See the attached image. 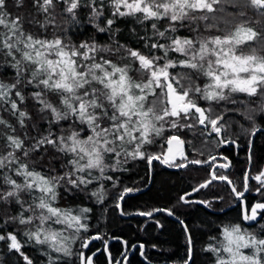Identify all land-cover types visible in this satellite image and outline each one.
Returning <instances> with one entry per match:
<instances>
[{"label":"snow or ice","instance_id":"snow-or-ice-1","mask_svg":"<svg viewBox=\"0 0 264 264\" xmlns=\"http://www.w3.org/2000/svg\"><path fill=\"white\" fill-rule=\"evenodd\" d=\"M33 5L45 17L44 23L36 21L45 31L55 27L59 7L69 24H79L78 12L85 8L88 22L97 32L114 35L117 21L131 18L145 26L146 32L145 22H150L151 35L138 36L147 53L119 42L112 47L95 41L72 43L61 36L47 39L25 31L21 17H13L7 0H0V68L14 72L11 82L0 80V113L14 117L21 130L17 133L16 126L0 115V126L8 130L0 131L6 149L0 153V204L19 207L17 215L9 216L4 223L24 226L28 241L47 245L64 256L72 255L68 244L76 239V233L87 230L83 221L91 209L61 208L58 200L88 192L96 182L112 180L106 173L126 162L119 159L122 156L147 159L149 163L161 159L159 155L145 156L142 148L161 135L165 124L174 129L192 128V123L181 121L196 118L205 128L210 126V134L220 135L226 131L222 122L225 115L240 112L238 106H244L245 118L250 121L253 113H264V55L256 54L255 49L248 54L242 50L260 35L247 26L251 21L241 19L224 35H205L221 31L222 23H232L217 15L226 11L225 6L234 9L229 15L240 18L246 16V7L264 15V0H243V6L240 0H33ZM16 6H21L20 0ZM181 30L188 35H181ZM121 52L122 58L137 65L141 81L129 75V64L119 65L105 56ZM177 68L182 71L176 72ZM201 78L206 81L203 87L195 83ZM149 96H162L163 107L158 110L156 100L149 102ZM29 99L46 125L43 130L35 122L28 123L33 119L26 110ZM196 99L216 105L224 102L225 107L212 117L208 115L212 108L200 107ZM30 128L35 135H30ZM258 130L253 124L252 133ZM173 142L178 148L183 144L176 135L167 139L168 145ZM49 149L57 154L50 167L37 170L30 166L34 155L43 160ZM173 155L169 147L162 163L169 164ZM59 157L63 159L58 169L55 161ZM113 160L115 163L110 162ZM253 178L264 185V172ZM131 191L125 189V193ZM103 193L101 183L90 196L103 203ZM181 200L189 202L184 197ZM258 210H264V203L252 206L243 219L255 221ZM139 214L151 216L152 212ZM69 230L72 234L65 235ZM220 236L222 239L212 237L215 243L206 249L214 254L215 264H264V238L239 224L222 225ZM0 241L10 251L20 253L26 264H33L21 251L23 243L16 233L0 234ZM80 256L82 264H92L90 257Z\"/></svg>","mask_w":264,"mask_h":264},{"label":"trees","instance_id":"trees-1","mask_svg":"<svg viewBox=\"0 0 264 264\" xmlns=\"http://www.w3.org/2000/svg\"><path fill=\"white\" fill-rule=\"evenodd\" d=\"M21 6L17 7V0H7L9 13L13 17L19 16L24 22L25 31L33 35L46 36L47 39H54L61 36L72 43L81 41H95L99 45L116 46V42L130 48H136L147 53L143 47V41L138 39L140 35H151L150 22H145V26L138 24L131 18L118 20L113 28L114 35L100 33L88 22V9L82 8L78 12L79 24L66 23L65 17L58 7L55 15V27H48L47 31L40 27V23L45 22L43 14L37 12L33 5V0H20ZM243 6V0H240ZM226 11L217 13L224 19L231 21L230 24H221V31L205 33V35H224L229 30L241 22V19L251 21L247 26L253 28L260 35L247 45L242 46L244 53H251L255 49L256 54L264 55V15H259L256 10L246 7L243 10L246 16L229 15L234 9L225 6ZM39 21L40 23H36ZM166 26L162 24V27ZM118 29V31H117ZM133 29L136 31L133 32ZM181 35H188L184 30ZM123 52L117 55L107 56L119 65L129 64V75L133 80L139 82L143 79L136 71L137 65L130 60L124 59ZM174 55V54H171ZM3 58L0 57V62ZM176 72L182 70L177 68ZM14 72L10 68H0V80L11 82ZM206 81L201 78L195 81L203 87ZM181 83H185L181 81ZM185 86L186 83H185ZM160 90L157 89V94ZM241 98H243L241 96ZM56 99V98H52ZM149 102L156 100L157 109L163 107L161 101L163 97L157 99L149 96ZM198 105L204 109L212 108L208 115L215 117L224 110V102L216 105L203 99H196ZM227 107H237L227 105ZM240 112H229L224 117L226 131L220 135L211 133V128L200 125L196 118L181 123H192V128H171L169 124L164 125V130L159 136L153 137V142L145 144L142 151L145 156L159 155L161 160L167 155L169 145L168 137L178 136L185 143V151L178 158L170 163L162 165L156 161L151 170L147 159L130 157H120L122 162L118 170L108 171L112 180H104L89 186L88 192L77 193L76 195H66L59 199L57 205L61 208L71 207L73 209L87 207L91 212L86 213L88 217L83 222L87 225V230L76 233V239L70 241L68 246L72 252L70 256L62 253H55L47 245H37L34 241H28L24 236L26 228L15 223L4 221L9 216H15L19 212V207L15 204H0V234L8 232L16 233L18 239L23 243L21 251L27 255L33 264H82L80 253L85 258H91L92 264H215V256L206 249L210 244L215 243L212 237L222 239L220 229L225 224H239L249 233H254L264 238V210H258L255 221L244 220L245 212L250 214L252 206L257 203H264V185L253 177L264 172V113H253L252 121L245 118L247 114L244 106H238ZM26 110L32 115L29 125L37 123L43 130L46 125L39 120L36 105L30 99L26 101ZM241 113H245L242 115ZM0 115L16 126L17 133L21 130L16 124L15 118L8 113L2 112ZM198 116V114H197ZM66 127V122H62ZM253 124L259 129L252 133ZM0 131H8L0 126ZM30 135H35L33 129H29ZM254 136V138H253ZM232 142L239 147L232 146V154L222 150L221 141ZM254 140V142H253ZM253 144V146H252ZM225 151L233 160L236 169L227 171L217 168L213 176L211 171L213 162L209 166H199L191 161H201L205 163L214 155ZM6 151L4 139L0 136V153ZM250 151L252 152V167L250 168ZM57 154L49 149L44 159L39 155H34L29 162L37 170H46L50 167V162ZM59 157L55 161V166L59 169ZM115 163V161H110ZM178 165H184L180 167ZM250 172L248 183L245 184L246 173ZM231 174V175H230ZM225 176L227 180L220 181L219 178ZM215 177V178H213ZM230 179V180H228ZM211 183L193 197L185 198L191 191L195 190L202 183ZM228 181H231L229 183ZM104 185L103 203L97 202L95 197L90 196V192ZM244 192L248 190L246 196L238 198L233 191ZM125 189H132L125 193ZM63 191V190H61ZM126 196V194H129ZM123 197L120 199V197ZM184 197L189 201L184 203ZM203 200L206 204L199 205L193 199ZM119 205V207H117ZM164 209L165 211H156ZM167 210H171L173 215H169ZM141 212H152L151 216L140 215ZM53 227H60L54 225ZM72 230L65 232L71 235ZM98 237V238H97ZM87 244V247L82 245ZM246 252L249 250H245ZM126 252V255L124 253ZM191 256V258H189ZM0 264H26L20 253L10 251L4 241H0Z\"/></svg>","mask_w":264,"mask_h":264},{"label":"flooded vegetation","instance_id":"flooded-vegetation-1","mask_svg":"<svg viewBox=\"0 0 264 264\" xmlns=\"http://www.w3.org/2000/svg\"><path fill=\"white\" fill-rule=\"evenodd\" d=\"M222 143H221V145H222V150H225L226 152L227 151H229L230 153L232 152V146L233 145H235V144H233L232 142H227V141H221ZM236 146V152H238V149H239V147L237 146V145H235ZM220 151V153L221 154H219V155H214V156H212L211 158H213V160H212V162H213V168H212V171H211V176H213V173H214V171L217 169V168H222V169H226L227 171H233L234 169H236V167H235V164H234V162H233V160L229 157V155H227L226 153H225V151ZM232 154V153H231ZM178 156H180V154H178ZM178 158V157H177ZM171 159V158H170ZM171 160H174V159H171ZM212 162L210 163V165L212 164ZM223 165H227V167H223ZM248 173V172H247ZM246 173V175H247V180H246V178H245V184L246 183H248V179H249V176H250V172L247 174ZM231 175V174H230ZM219 180L220 181H223L224 182V180H222V179H220L219 178ZM228 180H230V179H228ZM207 182H210L211 183V181H207ZM203 184V183H202ZM201 186V185H200ZM199 187V186H198ZM206 188V187H205ZM197 189V188H196ZM202 189H204V188H202ZM248 190H249V188L247 189L246 188V190L244 191V192H241L242 193V195H240V196H238L237 195V193H240V192H235V194H236V196L238 197V198H242L243 196H246V194H247V192H248ZM194 191V190H193ZM193 191H191V193L193 192ZM201 191V190H200ZM199 192V191H198ZM191 193H189V194H187L186 196H185V198H187V197H189V198H191V197H193L195 194H193V195H191ZM191 195V196H190ZM242 196V197H241ZM195 200H199V199H193V202H195ZM199 201H203V200H199ZM207 204V203H206ZM124 255H126V252L124 253Z\"/></svg>","mask_w":264,"mask_h":264},{"label":"water","instance_id":"water-1","mask_svg":"<svg viewBox=\"0 0 264 264\" xmlns=\"http://www.w3.org/2000/svg\"><path fill=\"white\" fill-rule=\"evenodd\" d=\"M253 138H254V136H253ZM253 142H254V140H253ZM252 146H253V144H252ZM169 147H171L172 148V151H173V153H174V155L173 156H171L170 158L171 159H176L177 157H178V154H183L184 153V151H185V143H183V144H181L180 146H179V148L177 147V145L175 144V142H173V144L170 146L169 145ZM168 150H169V148H168ZM167 155H168V151H167ZM251 157H252V152L250 151V168L252 167V159H251ZM212 160H213V158H211L209 161H207V162H205V163H199V164H196V165H199V166H209V164L212 162ZM156 161H158V162H160L162 165H165V166H167L165 163H162V160L161 159H159V160H152L151 161V163H150V167H151V170L153 169V167H152V165H153V163L154 162H156ZM248 173H249V171H248ZM247 173V174H248ZM249 175V174H248ZM210 184V182H205V183H203V185H206L205 187H207L208 185ZM202 185V184H201ZM205 187H198L197 189H195L192 193H191V195H193V194H195V193H197L198 191H200V190H202V188H205ZM128 195H130V193L129 194H126V196H128ZM190 195V196H191ZM242 197V196H241ZM201 202H203V203H201ZM195 203H197V204H199V205H204V206H206V203L204 202V201H199V200H195ZM192 259V258H191Z\"/></svg>","mask_w":264,"mask_h":264}]
</instances>
